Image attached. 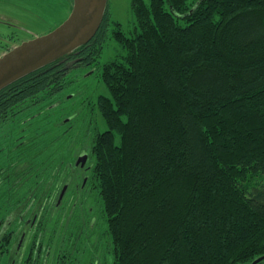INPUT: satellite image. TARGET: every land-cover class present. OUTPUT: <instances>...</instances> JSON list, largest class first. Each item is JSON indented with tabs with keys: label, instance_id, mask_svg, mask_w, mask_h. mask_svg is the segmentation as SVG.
I'll use <instances>...</instances> for the list:
<instances>
[{
	"label": "trees",
	"instance_id": "trees-1",
	"mask_svg": "<svg viewBox=\"0 0 264 264\" xmlns=\"http://www.w3.org/2000/svg\"><path fill=\"white\" fill-rule=\"evenodd\" d=\"M132 9L134 32H114L122 53L99 68L107 93L88 117L97 110L106 127L90 135L86 164L75 163L87 181L69 213L78 205L87 216L86 202L101 201L114 264H249L264 255V0H132ZM107 21L88 44L1 89L0 121L37 108L42 135V113L73 69L93 67ZM26 139L44 175L57 139ZM52 175L42 179L47 199L67 173ZM53 235L51 226L35 239L38 264H62L50 262Z\"/></svg>",
	"mask_w": 264,
	"mask_h": 264
},
{
	"label": "rangeland",
	"instance_id": "rangeland-1",
	"mask_svg": "<svg viewBox=\"0 0 264 264\" xmlns=\"http://www.w3.org/2000/svg\"><path fill=\"white\" fill-rule=\"evenodd\" d=\"M145 1L147 4L150 2V0ZM73 4L74 0L73 3L66 0H0V55L14 46V42L10 40L22 42L53 31L70 16ZM105 13L108 16L107 34L102 42L99 57L95 60L93 67L75 68L71 71L67 84L51 101L52 110L50 113H42L43 116H46L39 127L42 135H36V129L40 122L36 119L35 123L29 126L27 120L28 116L37 112V108L23 117L27 120L26 137L30 140L36 137L42 140L44 145L47 141L51 142L57 139L56 146L48 148L42 155L43 167L48 168V170L43 169V172L46 170L42 175L44 183L48 185L50 180L53 181L52 172L58 168L67 173L63 176L64 182L60 184L59 192L64 187L67 178H73L64 202L55 211L53 219L49 218V222L53 220L52 228H55V235L49 242L51 243L50 262L114 264L115 261L110 239L106 234L107 220L100 200L95 203L89 199L90 201H87L86 205L84 204V210L88 207L92 208L87 216H80L78 205L73 208L72 213L66 214L64 211L65 207L66 211L71 208L67 205L71 199H78L79 185L86 174L84 169L75 166L76 159L82 152H87L88 140L95 128L106 127L104 118L97 110L91 109L94 115L93 119L90 120L88 117L92 103L97 101L100 94L107 93V88L98 73L99 68L103 63L115 59L122 53L121 46L114 37V32L121 30L125 35L131 36L137 25L132 9V0H108ZM13 126L7 124L5 129L0 130V148L10 145L2 135L5 134V130L12 134ZM35 153L30 155H37ZM8 159L9 156L6 152L0 154V169L7 164ZM33 182L31 181V183ZM52 187L53 185L50 186V188ZM29 191L26 189V193ZM58 194L57 192L53 205L51 204L49 207L51 210L54 209ZM0 210L1 213H6L5 207H0Z\"/></svg>",
	"mask_w": 264,
	"mask_h": 264
},
{
	"label": "flooded vegetation",
	"instance_id": "flooded-vegetation-1",
	"mask_svg": "<svg viewBox=\"0 0 264 264\" xmlns=\"http://www.w3.org/2000/svg\"><path fill=\"white\" fill-rule=\"evenodd\" d=\"M66 1L73 3V0ZM37 36L22 42H18L17 40L10 41H13V44L16 47L25 41L36 38ZM14 46L11 48H14ZM88 64L89 62H86V65ZM36 116L37 112H33L27 117L29 126L35 123ZM27 120L18 118L17 115L16 118L7 122L0 121V130L5 129L7 124L14 125L12 127V134L9 132L7 133V130L4 131L6 136L5 134H1L3 138L10 143V145H5L0 148V154L6 152L9 156L7 164L0 169V191H4L0 193V207L6 208V213H1L0 210V244L5 246L1 264H28L30 258H32L31 264H38V258L33 256L36 254L35 252H37V248L34 247V241L42 235L49 234L51 229L50 223L49 225L46 223V217L42 214L43 209L44 211H52V214L55 213L64 202L65 196L71 185L69 182L68 190H66L61 200L60 196L63 188L60 190L54 209L50 210L49 208L47 210V205L53 203L54 199L49 197L47 199V192L45 193L43 191L44 188L42 187L41 169L33 166L32 160H30L29 157L28 159L26 157L27 152L25 151V143L27 141ZM31 181L34 182L31 183ZM86 181L87 178L85 177L83 179L84 184ZM53 184L54 183H52L51 186ZM26 189L30 191L26 193ZM43 196H46V199L43 200ZM75 203H79L81 206L83 204L80 200H77ZM64 211L67 214L70 212V209L66 211L65 207Z\"/></svg>",
	"mask_w": 264,
	"mask_h": 264
},
{
	"label": "water",
	"instance_id": "water-1",
	"mask_svg": "<svg viewBox=\"0 0 264 264\" xmlns=\"http://www.w3.org/2000/svg\"><path fill=\"white\" fill-rule=\"evenodd\" d=\"M107 3L108 0H74L70 16L53 31L25 41L0 56V90L88 44L102 24ZM87 158V152H82L76 164L84 166ZM69 182L64 185L60 200ZM262 261L264 255L250 264Z\"/></svg>",
	"mask_w": 264,
	"mask_h": 264
}]
</instances>
